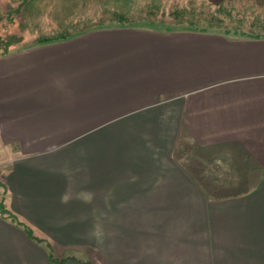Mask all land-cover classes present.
<instances>
[{
	"label": "crops",
	"instance_id": "obj_1",
	"mask_svg": "<svg viewBox=\"0 0 264 264\" xmlns=\"http://www.w3.org/2000/svg\"><path fill=\"white\" fill-rule=\"evenodd\" d=\"M0 188V264H54L27 227L110 264H264V35L162 22L3 52Z\"/></svg>",
	"mask_w": 264,
	"mask_h": 264
},
{
	"label": "rangeland",
	"instance_id": "obj_2",
	"mask_svg": "<svg viewBox=\"0 0 264 264\" xmlns=\"http://www.w3.org/2000/svg\"><path fill=\"white\" fill-rule=\"evenodd\" d=\"M23 1L25 2V0H0V54L19 46L35 43L39 38L54 36L63 27L61 21L66 19L65 9L70 11L75 9L74 21L79 20L78 16L85 13L84 18L88 16L94 20L100 19L103 16L101 5L107 0H81L76 8L71 7V0H30L25 6ZM113 3L114 0H111L110 4L113 5ZM123 4L132 6L134 13L130 16L134 20L129 22H134L131 25L137 27L160 25L161 22L158 21L162 19L163 14H165L164 21L170 27L188 26L176 24V18L171 14L176 9L189 8L193 4L194 9L203 11L202 20H213V27L235 29L234 31L238 30L239 33L243 34H261L263 30L262 23L253 25L254 22L264 20V5L260 6L257 0H125V3L121 5ZM150 5L154 6L150 7L151 9L154 8L150 20L140 19L142 14L147 15V12L141 13V10L148 9ZM218 9L222 11L217 12ZM215 13L219 18L227 20L228 23L226 24L229 25L222 24L223 22L217 24V20L211 19L210 17ZM230 18L232 22H229ZM22 23L25 24V29L21 27ZM201 27L210 26L203 24ZM4 196V190L0 188V213L6 212L4 210L6 208ZM25 232L32 239L41 243L42 246L47 244L45 241L52 242L51 246H45V248L49 250V254L51 253L50 259L54 264H110L108 246L103 248L100 246L92 247V242H88L90 246H78L71 250L70 248H60L63 246L59 242L58 251H56L53 241H49L46 237L49 235L42 234L40 231L35 232L28 227ZM123 248L125 247L123 246Z\"/></svg>",
	"mask_w": 264,
	"mask_h": 264
},
{
	"label": "trees",
	"instance_id": "obj_3",
	"mask_svg": "<svg viewBox=\"0 0 264 264\" xmlns=\"http://www.w3.org/2000/svg\"><path fill=\"white\" fill-rule=\"evenodd\" d=\"M29 1L30 0H25V2L23 1V5L25 6L26 3H28ZM71 1H72L71 7L76 8L78 4L80 3L79 1L81 0H71ZM257 1L260 6L264 5V0H257ZM120 2L121 4L125 3V0H114L113 5L110 4L111 0L104 1L103 4L101 5L103 9L102 10L103 16L98 20L88 18V16L87 18H84V15H86L85 13L84 15L78 16L79 20L74 21L73 17L75 14L74 13L75 9H73L72 11L65 9L64 15L66 19H63L61 21V24L63 25V27L54 36L39 38L35 43L41 44V43H48V42H53V41H58V40L69 39L75 35L83 34V33H86L96 28L113 27V26H133L131 24L134 22H129V21L134 20V18L130 16L134 13L132 11V6L128 4L121 5L119 4ZM150 7H154V6L150 5L148 6V9L141 10V13L147 12L146 13L147 15L144 16L142 14V17L140 19L150 20L151 14H153V10H154V8L151 9ZM194 7L195 6L191 4L189 8L184 7V8L174 10L171 16L173 17L175 16L176 18L175 23L178 25H188L189 27H192L193 29H197V30L220 29L218 27H213L214 25V23L212 22L213 20H208V19L202 20L201 16H204L203 11H197L196 9H194ZM220 10L218 9L217 12H220ZM163 15L165 16V14ZM212 15L213 16H211L210 18L217 20V24L220 22H223L222 24L228 23L227 20L219 18L216 13ZM228 15L230 16L231 14H228ZM164 16L158 22H161V23L166 22L164 21ZM71 17H72V20H70ZM229 22H232L231 18ZM261 23L263 24L262 26L263 30L260 35H264V20L254 22L253 25L261 24ZM203 24L210 26V27H201ZM226 25H229V24H226ZM21 27L23 29L26 28L24 23L21 24ZM20 40L22 41V38H20Z\"/></svg>",
	"mask_w": 264,
	"mask_h": 264
}]
</instances>
